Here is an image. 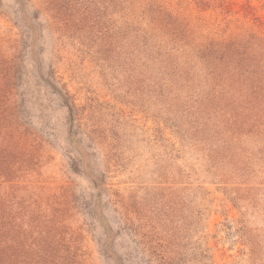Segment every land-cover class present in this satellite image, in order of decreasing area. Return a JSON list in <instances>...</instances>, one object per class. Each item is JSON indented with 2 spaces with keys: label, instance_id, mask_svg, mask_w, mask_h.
<instances>
[{
  "label": "rangeland",
  "instance_id": "rangeland-1",
  "mask_svg": "<svg viewBox=\"0 0 264 264\" xmlns=\"http://www.w3.org/2000/svg\"><path fill=\"white\" fill-rule=\"evenodd\" d=\"M233 40L264 57V0H0L21 264L33 239L45 264H264V97Z\"/></svg>",
  "mask_w": 264,
  "mask_h": 264
},
{
  "label": "trees",
  "instance_id": "trees-1",
  "mask_svg": "<svg viewBox=\"0 0 264 264\" xmlns=\"http://www.w3.org/2000/svg\"><path fill=\"white\" fill-rule=\"evenodd\" d=\"M245 40L246 39L240 41ZM252 45V42L243 45L240 42L233 40L229 41L225 47L226 51H233V57L239 59L238 69L248 67V72L251 76L248 80L250 92L264 97V57L258 56L250 58L251 52L246 53V51L242 49V46H248L249 48ZM7 153L8 151L5 150L0 151V169H6V167L9 168V162L11 159L7 156ZM10 196V194H0V243H9L13 241L11 243L13 248L11 254L0 253V264H21V246L17 244L16 240H14L19 239L21 236V201L19 200V202H17L13 196ZM8 206H11L10 209H8ZM41 210V208H37L35 213L29 212L30 219L33 221L31 223L32 232L44 231L42 226L37 227L35 224L38 218L44 219L48 222L55 218L53 213L48 211L47 214H45L41 212ZM10 234L14 235V239L9 237ZM19 241L21 240L19 239ZM36 241V239H33L31 244L26 242V250L23 251V262L25 264L46 263L37 255L36 247H38L39 244H37Z\"/></svg>",
  "mask_w": 264,
  "mask_h": 264
}]
</instances>
